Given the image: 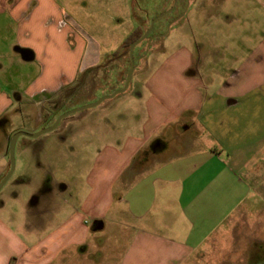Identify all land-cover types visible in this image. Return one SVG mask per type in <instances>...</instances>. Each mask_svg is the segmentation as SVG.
<instances>
[{"label":"crops","instance_id":"crops-1","mask_svg":"<svg viewBox=\"0 0 264 264\" xmlns=\"http://www.w3.org/2000/svg\"><path fill=\"white\" fill-rule=\"evenodd\" d=\"M187 9L192 16L167 55L138 83L143 91L127 87L106 106L108 122L96 120L105 144L80 181L54 185L27 172L20 183L30 198L12 197L21 211L0 200V264L212 262L225 221L241 205L243 215L254 201L264 211V0H196ZM112 53L80 34L59 0H0V132L15 103L47 104L80 76L96 79ZM221 56L230 58L231 75L215 86ZM123 72L116 69L115 82ZM195 130L210 144L149 163V151H169L168 136ZM82 135L67 134L72 154ZM8 170L0 140V180Z\"/></svg>","mask_w":264,"mask_h":264},{"label":"rangeland","instance_id":"rangeland-1","mask_svg":"<svg viewBox=\"0 0 264 264\" xmlns=\"http://www.w3.org/2000/svg\"><path fill=\"white\" fill-rule=\"evenodd\" d=\"M195 1L59 0L71 17L75 29L80 34L90 35L94 39L98 51L102 54L117 49L137 26H140L145 33L150 29L151 21L158 17L147 39L138 44L133 50L134 69L128 89L124 93H133L136 90L143 91L138 83L146 78L154 65L165 58L169 51L168 45L175 41L172 35L178 31V27L190 15L192 16L190 10L187 9L189 2L193 4ZM222 11L228 12L229 7H224ZM219 14L220 16L216 13L218 17L224 18L223 13L220 12ZM28 42L32 44L33 41ZM128 49V47L122 48L119 55L111 56L109 60H106L105 67L98 73L99 77L94 79L92 72L88 73L86 77L80 76L75 86L63 90L47 104L31 102L19 106L15 103L12 111L7 114L9 120H7L6 126H3L0 132V140L5 145L6 154L8 155L9 138L14 132L19 130L27 133L41 131L50 126L61 114L93 103L122 88L130 71ZM216 58L219 63L218 67L224 69L214 73L213 82L215 86H225L229 83L231 75V71L225 69L230 58L228 56ZM119 67L124 69V72L120 73L121 83H117L113 79L115 71ZM206 73L208 74V72ZM124 93L119 94L117 97L127 95ZM203 93L206 95L207 91L203 90ZM113 99H106L96 106L69 114L52 131L35 138L20 136L17 139L15 168L0 190V200L4 202L6 200V210L16 213L21 211V206L14 202L12 198L14 194L22 193L25 201L30 198L27 195L28 190L20 183V180L23 179V173L32 172L35 178L46 176L47 180H52L54 185L66 181H80L87 164L91 161V155L95 154L96 150L105 144V141H102L95 130L96 120H100L103 124L108 122L107 111L109 110H106V106L108 103H113L110 101H117ZM18 107L22 109L21 113L15 111ZM51 109H56L54 111V114H56L55 119L53 117L46 120L45 116ZM64 125H67L66 129H64ZM168 126L165 125L161 132L168 131ZM71 129L83 132V135L78 137L79 146L82 145V147L76 154L70 152L71 145L74 144L67 137V134ZM65 137L66 139L61 141ZM156 139L155 136L149 142V150L153 148ZM164 143L170 148L169 151L162 157L154 156L149 151L146 157H148L150 164H158L162 158L172 160L180 157L183 154V148L189 151L193 148L197 149L208 145L210 144V138L207 133L198 130H195V132L189 131L188 133L179 131L176 135L168 136ZM91 148H93V151ZM60 149H62L61 152H59ZM39 162L43 163L40 169L37 168ZM243 207L241 205L233 213L229 222L228 220L225 221L220 240L221 247L216 252L213 261L200 264H264V211L261 209V202L254 201L253 205L250 206L252 207L251 211L247 214L244 213V215L241 213Z\"/></svg>","mask_w":264,"mask_h":264},{"label":"water","instance_id":"water-1","mask_svg":"<svg viewBox=\"0 0 264 264\" xmlns=\"http://www.w3.org/2000/svg\"><path fill=\"white\" fill-rule=\"evenodd\" d=\"M157 18H155V19H153L151 21L150 29H148V31L143 33L142 36L137 41H135L134 43H132L130 45V47L128 49V55L130 56V71H129V73H128L125 81H124V84H123L122 88L114 91L110 95H107V96H104V97L100 98L99 100H97V101H95L93 103L87 104L85 106H82V107H79V108H76V109H73V110H70L68 112H65V113L61 114L60 116H58L55 119V121L50 126L42 129L41 131H38V132H35V133H27L25 131H20L19 130V131L14 132L11 135V137L9 138V144H8V150H7L8 151V156H9V170L4 175V177L0 180V190L3 187V185L6 183V181L10 178V176L12 175V173L14 171V168H15V145H16L17 139L20 136H27V137L35 138V137H37V136H39L41 134H44V133L49 132V131H52L58 125L60 120L63 119L64 117L68 116L69 114L77 112V111H80V110H83V109H86V108H90V107L96 106V105L100 104L102 101H104L106 99H110V98L114 97L115 95L124 92L127 89L129 81L131 79V74H132L133 69H134V60H133V57H132L133 50L139 43H141L148 36V34H149V32H150V30H151V28H152V26H153V24H154V22L156 21Z\"/></svg>","mask_w":264,"mask_h":264},{"label":"trees","instance_id":"trees-1","mask_svg":"<svg viewBox=\"0 0 264 264\" xmlns=\"http://www.w3.org/2000/svg\"><path fill=\"white\" fill-rule=\"evenodd\" d=\"M144 33V31L141 29L140 26H137L122 42L121 44L118 46L117 49H115L112 53L111 56H117L119 55V52L122 48H129L130 45L132 43H134L135 41H137L141 36L142 34ZM156 143V142H155ZM154 143V145H155ZM153 145V146H154Z\"/></svg>","mask_w":264,"mask_h":264},{"label":"flooded vegetation","instance_id":"flooded-vegetation-1","mask_svg":"<svg viewBox=\"0 0 264 264\" xmlns=\"http://www.w3.org/2000/svg\"><path fill=\"white\" fill-rule=\"evenodd\" d=\"M147 37H148V36H147ZM147 37H146L144 40H146V39H147ZM144 40H143V41H144ZM139 44H140V43H139ZM61 120H62V119H61ZM61 120H60V121H61ZM54 121H55V120H54ZM58 125H59V123H58ZM56 127H57V126H56ZM56 127H55V128H56Z\"/></svg>","mask_w":264,"mask_h":264}]
</instances>
